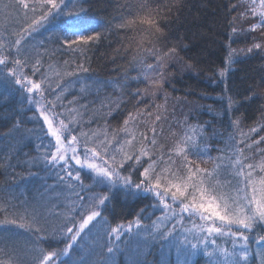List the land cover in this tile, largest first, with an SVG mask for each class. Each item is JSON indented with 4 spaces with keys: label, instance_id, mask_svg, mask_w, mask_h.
<instances>
[{
    "label": "snow or ice",
    "instance_id": "snow-or-ice-1",
    "mask_svg": "<svg viewBox=\"0 0 264 264\" xmlns=\"http://www.w3.org/2000/svg\"><path fill=\"white\" fill-rule=\"evenodd\" d=\"M252 5V14L256 15L255 0H252ZM139 7L145 11V15L128 20L118 27L131 28L137 24V20L140 25H149L147 29L141 30L142 39L135 50L133 62L140 66L145 73L144 79L149 81L152 88L159 91L164 83V63L175 56L176 49L172 47L161 53L155 47L154 41L159 40L164 33L155 18L158 13L149 9L146 4ZM235 7L236 5H233V8ZM260 8L264 9V0H261ZM4 9L5 19L11 15L7 9H13L17 16L22 13L23 20L27 23L22 33H27L28 36L41 29L47 31L46 25L54 24L57 42L62 48L73 52L83 54L85 46H91L101 38V32L96 30L97 25L81 16V13L86 11L81 0H35L32 4H29L28 0H14L13 3L4 5ZM259 15L260 22L252 25V30L257 27L264 28V11ZM232 32L236 33L237 29L233 27ZM22 33H18L21 38ZM20 45L21 39H16L14 46L18 58L11 61L13 67H8L7 56H0V65L3 66L0 67V76L5 80L11 78L10 82L19 86L17 90L27 94L25 99L38 113L33 119H42L43 125L46 126L44 139L48 142L45 144L42 140L37 146L38 150L43 151L34 159L42 163L46 170L54 171L60 181L63 182L67 178V186L73 191L75 185L72 181L78 182L81 191H85L82 173H86L92 180V185L88 186L91 194L81 196L76 193L77 202L66 207L62 214L63 223L49 235L37 237L41 242L63 241L64 247L52 251L35 249L37 254L33 257V264H73L71 259L60 261L59 258L70 257L77 240L82 238L81 234L85 229L91 233L93 228L98 229V237L100 230H103L104 236L107 237L102 245L98 244L101 251L97 264H116L115 254L119 251L122 237L132 233L133 228L137 237H140L141 233L145 234V244L149 240L167 241L169 246L176 248L178 256H195L200 251V246L204 245V254L210 257L217 255V264H243L248 260L249 236L245 232H252L256 227L264 226V175H259L264 173V160L259 164L247 163L251 157L245 155V150H251L253 144L264 142V136L253 140L252 143L246 142L248 137L243 133L239 140L235 136L229 137L232 146L229 149L231 155L227 157V167L233 169L238 181L237 185L233 186L230 181L224 182L220 178L224 168L221 161L225 157H211L208 154L211 146L200 147L202 140L196 141L185 133L168 148L159 144L155 123L162 118L159 114L155 116V121H151L150 111L146 114L139 110L135 114L129 111L122 125L118 127L105 124L103 128L85 131L82 126L83 113L78 108H69L63 103L68 92L64 78L75 77V80L69 83L80 84V91L84 94L89 86L80 74L88 73L89 68L83 62L73 61L70 64L65 60L63 70H56L49 64L47 72L41 73V61L36 59L31 64L30 75L24 71L29 66V59L26 52H21ZM0 47L3 45L0 44ZM261 47V44L253 45L255 49ZM252 50L248 49L249 52ZM21 55L25 58H19ZM150 56L156 58L155 65L147 63L146 58ZM48 73H52L55 80H52ZM151 73L155 75L152 76ZM37 74L39 79H32V76ZM140 96L141 93L137 90L134 98ZM246 99L251 100L252 97ZM68 103L77 104L78 98L73 97ZM232 106L230 98L229 110ZM81 107L86 109L87 105ZM120 107L119 99L105 97L100 102V108H107L108 115ZM145 116L148 119H145ZM141 122L147 131L139 129ZM233 124L238 125L239 121H233ZM250 131L255 133L258 129L252 128ZM148 132L152 135L149 136ZM261 154L264 155V152ZM209 161L213 162L212 168L200 167V163L207 164ZM95 188L100 191H92ZM118 194L133 199L150 197L153 203L148 207L152 209V213L160 211L162 215L152 221L151 225H145L143 221L151 220V214L145 215L146 209H141L137 218L130 222L127 228L123 225L110 227L103 213ZM30 219L32 223L37 222L35 210ZM19 220V223L17 219L5 220L3 223L26 227L23 222L25 217H20ZM185 221L190 222L192 227L184 228ZM177 226L186 233L182 240L177 239ZM44 231L46 230L38 227L34 234ZM188 235L197 242L192 243ZM225 236L232 238L231 251L219 246L212 251L207 250L209 242L216 245V239L210 240V237ZM259 241H264V235L259 237ZM0 254L8 256L7 260H0V264H20V257L8 253L4 248H0ZM220 256L223 259H220ZM79 264L88 262L81 258ZM133 264L140 262L133 261ZM185 264H188L187 260Z\"/></svg>",
    "mask_w": 264,
    "mask_h": 264
},
{
    "label": "trees",
    "instance_id": "trees-1",
    "mask_svg": "<svg viewBox=\"0 0 264 264\" xmlns=\"http://www.w3.org/2000/svg\"><path fill=\"white\" fill-rule=\"evenodd\" d=\"M13 2L14 0H0V18L7 20L13 28H20L23 25L16 22L17 15L13 9H7L11 15L7 19L4 17V5ZM28 2L32 4L35 0ZM81 3L86 10L81 16L96 24V30L101 32L99 42L85 46L83 54L62 48L56 40V29L52 24L51 27L47 26V31L42 30L37 34V45L32 50L35 57L29 61L31 65L40 58L42 66L55 64L62 70L65 60L70 64L76 61L83 62L89 68L88 73L80 74L89 86L87 92L82 94L81 85L77 83L76 90L69 93L70 97L65 96L66 107L73 97L78 98L75 105L83 113L82 126L85 131L103 128L105 124L118 127L129 111L134 114L137 110L145 114L150 111L151 121H155L158 114L162 117L155 123L159 134L158 143L165 148L187 133L194 140L203 141L200 147L210 145L208 154L211 157L227 159L231 155V147L223 145L231 125L228 123L229 129L223 128L218 122L223 120V124H227V118L223 117L227 115L228 109L244 128V134H250V143L264 136V127H261L264 126V35H255V41L262 47L252 48L249 52L253 37L249 35L247 28L253 25L254 20L248 15V0H81ZM141 4H146L149 9L158 13L155 18L164 30L163 36L154 41L155 47L161 53L172 47L176 49L175 56L166 61L170 68L176 69L177 76L172 80L175 96L180 100L191 96L195 100L203 93L204 100L213 102L210 113L202 111L205 115L202 117V125L196 113L185 124H178L179 116L176 114L162 115L163 102L155 103L157 96L153 93L159 92L162 95L164 87L159 91L152 88L149 81L144 79L145 73L140 66L133 62L135 50L142 39L141 30L147 29L149 25H140L137 20V24L131 28L118 26L145 15V11L139 7ZM233 5L236 7L233 8ZM242 13L246 15L242 16ZM233 27L237 29L236 33L232 32ZM146 59L150 64L155 65L157 62L154 56ZM12 60L11 58L9 61V68ZM69 78L71 77L67 79ZM10 81L11 78L5 80L0 76V248L19 256L20 264H33V257L37 254L35 249L52 251L64 245L63 241L41 242L37 239L38 236L49 235L51 230L63 223V218L56 215L59 211H55L61 206L60 186L54 183V178L49 175L50 171L34 159L41 154L37 146L42 139L40 135L32 134V129H40V126H44L43 122L41 119H33L38 113L28 104L24 93L17 90L18 86ZM137 90L141 96L134 98ZM249 96L252 97L251 100L246 99ZM105 97L119 99L120 109L108 115L107 108H100V102ZM225 98H231V110L226 106L227 102L221 105ZM214 102L218 104L215 105ZM82 105H87V108L81 107ZM218 116L220 120H217ZM145 119H148L147 116ZM204 124L205 127H202ZM138 127L141 131H147L143 122ZM252 128H257L258 131L253 133L250 131ZM201 132L203 134L199 135ZM148 135L151 136L152 133L148 132ZM262 152L264 142L253 144L250 152L246 151L251 157L249 161L254 164L264 160ZM200 167L212 168L213 162L200 163ZM81 196L85 195L81 193ZM148 203V199L125 198L119 194L108 204L103 214L112 227L137 217L141 209L148 208ZM34 210L36 223H32L30 219ZM20 217H25L24 228L18 224L3 223L12 219H17L19 223ZM38 227L46 231L34 234ZM81 237L74 245L70 257L64 256L60 261L71 259L73 264H79L83 258L88 264H97L101 251L98 244L105 242L103 230H100V237L88 235V231ZM162 255H156L154 251L135 258L128 256L126 252L117 251L115 261L116 264H133L137 260L140 264H162L161 258H171V262L168 261L167 264H176L178 256ZM7 259L8 256L0 254V260Z\"/></svg>",
    "mask_w": 264,
    "mask_h": 264
},
{
    "label": "rangeland",
    "instance_id": "rangeland-1",
    "mask_svg": "<svg viewBox=\"0 0 264 264\" xmlns=\"http://www.w3.org/2000/svg\"><path fill=\"white\" fill-rule=\"evenodd\" d=\"M260 2L261 0H255V8L257 10V14L253 15L252 14V0H248V6L250 8V10L248 11V15L251 17V19H253V25L254 24H259L260 22V15L259 13L261 11H264V9L260 8ZM2 12V10H0V13ZM21 18L19 16L15 17L16 22L18 21L19 24L23 25L20 28H18L19 26H15V28L12 27V25H10L7 20H3V18H0V44L3 45V47H0V56H7L9 61L10 59H16L17 57V52H16V47L14 46V40L16 39H21V52L27 53V58L30 60L32 58L35 57V55L32 53L33 48L35 47L36 42H37V34L44 30L41 29L39 32L37 33H33L31 36H28L27 33H22V29L27 27V23L24 22L23 20V15L21 13ZM5 17V16H4ZM249 23V21H247V24ZM52 24H48L46 25V27H51ZM12 27V28H10ZM45 31V30H44ZM247 31L249 33V35H252L253 37V41L250 42V46L249 48H253L254 44H259L258 42L255 41V35L258 36H262L264 35V28L262 27H257L255 30H252V25L249 26V28H247ZM13 34V36H10L11 34ZM18 33H22L23 38H21V35H18ZM254 34V35H253ZM262 45H264L263 41H262ZM31 51V54H30ZM243 51V49H242ZM241 51V52H242ZM14 54V55H13ZM19 58L24 59L25 57L23 55H21ZM38 58V56H37ZM40 59V58H39ZM41 60H43L41 58ZM166 62V61H165ZM45 64V63H44ZM43 62L40 65L41 68V73H45L48 70V66L49 64H45L44 66ZM53 65V67L56 70H62L60 69V66H56L55 64H51ZM13 67V64L10 66V68ZM163 73H164V83H163V87L165 89V92H162V95L158 92L154 95L157 96V99L155 100V103H157L158 101L163 102V109H162V115L164 114H171L174 115L176 114L177 116H179L178 120V124H185L188 123V121L191 119V116L193 113H196V117H200V121H201V125L203 123L202 117H205V115H203V110L206 111V113H210L209 110L212 107L213 102L211 100H204V94L201 93L200 98L197 96V99L193 100L191 98V96H188L185 99H178L175 96V92L172 89V80L177 76L176 74V69L170 68L169 63L166 62L164 63L163 66ZM25 72L29 73L31 75V65H30V61H29V66L26 67L24 69ZM48 75L50 76V78L52 80H55V76L52 75V73H48ZM150 75L154 76V73H151ZM66 78V77H65ZM64 78V84L65 86L68 88V92L65 94L66 98H69V93L74 92L77 88V86H75V84H71L69 83V81L71 80H75L74 77H71L69 79H65ZM32 79H39V74H37L36 76H32ZM19 87V86H18ZM151 87V86H150ZM59 91V90H57ZM263 91H264V86H263ZM23 94V93H22ZM160 94V95H159ZM24 98L27 95L26 93L23 94ZM153 98H155L153 96ZM224 98V97H223ZM228 99V98H227ZM225 98V100L222 101L223 105L225 102L226 106L229 105V100H227ZM73 100V98H72ZM64 105H65V97H64V101H63ZM215 105L218 104V102H214ZM66 106V105H65ZM69 108L71 107H75V104H70L68 106ZM33 109H35L32 106ZM208 111V112H207ZM200 112V113H197ZM227 114V115H226ZM225 117L223 118H227L226 122L227 124H223V120H220V116H218L217 120H220V122H218L219 125H221L223 128H228V123L231 125V129H230V133L228 132L225 140V144L223 146L225 147H231V142L229 141V137L230 136H235L237 140L241 139V133H245L244 130H242L243 127H241L239 124L238 125H234L233 121H238V119L235 118V116L231 115V113L228 111L227 109V113H226ZM205 120V119H204ZM42 121V119H41ZM43 122V121H42ZM83 123V121H82ZM225 123V122H224ZM205 127V124L202 126ZM216 127V126H215ZM227 129V130H228ZM244 129V128H243ZM44 130H46V126H40V129L35 130L34 128L32 129V134H35L37 136L40 135L41 139L43 140L44 143H47L48 140L44 139ZM221 129H217V131H220ZM199 135H202L203 133H198ZM197 134V135H198ZM219 134V132H218ZM245 135V134H244ZM250 134H246L245 136L248 137L247 139V143H250ZM42 141L38 142V145L41 144ZM241 147H243V145H240ZM226 149V148H225ZM41 152L43 151V149H40ZM246 151H248V153L250 152V150H245V155L248 156V153H246ZM193 159H195V157H193ZM198 162V161H197ZM247 163H251V161H246ZM221 163L224 165V168L222 169L221 172V180L224 182H231V184L233 186L237 185L238 181L234 176V171L231 168L227 167V159L221 161ZM258 171V170H257ZM264 174V173H263ZM49 175H51L54 178V183H58L57 185L60 186V196H59V202L61 204V206L59 207V209H55L58 210L59 212L56 215H60L63 220V213L66 210V207L69 204H73L77 202V195L76 193H79V195H81V193H83L85 196L91 194L88 191V186L92 185V180L88 178V175L86 173H82L81 175V179L83 180V185L85 188V191H81L80 186L78 185V182L72 181L71 183L73 185H75V191H73L71 188H69L68 185V181L67 178H65V181H60L55 172L54 171H50ZM259 175H261L259 173ZM259 177L257 176V179ZM133 179H135V176H133ZM242 186V185H241ZM92 191H100L99 188H95L92 189ZM119 195V194H118ZM148 199V206L151 205L153 203L152 199L149 197ZM62 209V210H61ZM146 212L144 213L145 215L151 214V220H144L143 223L145 225H151L152 221H156L158 217H160L162 215V213L160 211H156L155 213H152V209L150 207L145 208ZM137 217H134L130 220H126L123 222H119L118 224L113 225L112 227H117L119 225H123L125 228H127V225L134 221ZM89 227H91V225H89ZM169 227H171V225H169ZM192 225L190 222L185 221L184 222V228H191ZM97 228H93L91 233H88V235H94L97 236ZM53 231V230H51ZM88 231L87 229H85V232ZM135 228H133L132 233H128L126 235H124L122 237V242L120 243L119 246V252H126L128 254V256L130 257H135V258H139L142 257L145 254H148L150 252H154L157 255H161L162 256H168V255H172V256H178L177 252H176V248L174 246H169L167 241H162V240H149L147 244H145L144 240H143V236L145 235L144 233H141L140 237H137L135 235ZM84 232V233H85ZM82 233V234H84ZM81 234V235H82ZM186 233L183 232V229H181L179 226H177V239L178 240H182L184 235ZM246 235L249 236V246H248V250H249V256H248V260L246 262H243V264H264V241H259V237L261 235H264V226H258L256 227L252 232H245ZM105 237V236H104ZM216 239V245H212L210 242L207 245V250L208 251H212L216 246H219L220 248H227L229 251L232 250V238L225 236V237H210L209 239ZM107 237H105L104 240H106ZM188 239L192 242V243H196L197 241L195 239H193V237L191 235H188ZM242 243V242H239ZM239 243L237 245V247H239ZM63 246H61L60 248H63ZM59 248V249H60ZM64 256H61L59 259L61 260ZM127 257V256H126ZM128 258V257H127ZM220 259H223L222 256L219 257ZM187 260L188 264H217V255H213V256H207L204 254V245L200 246V251L197 252V254L195 256H185L183 254L179 255L177 257V260H175L176 264H185V261ZM171 262V258L170 259H166V258H161L160 262L162 264H167V262Z\"/></svg>",
    "mask_w": 264,
    "mask_h": 264
}]
</instances>
